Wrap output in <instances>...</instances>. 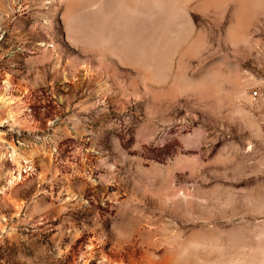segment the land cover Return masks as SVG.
Instances as JSON below:
<instances>
[{
  "label": "rangeland",
  "instance_id": "rangeland-1",
  "mask_svg": "<svg viewBox=\"0 0 264 264\" xmlns=\"http://www.w3.org/2000/svg\"><path fill=\"white\" fill-rule=\"evenodd\" d=\"M264 0H0V264H264Z\"/></svg>",
  "mask_w": 264,
  "mask_h": 264
},
{
  "label": "built area",
  "instance_id": "built-area-1",
  "mask_svg": "<svg viewBox=\"0 0 264 264\" xmlns=\"http://www.w3.org/2000/svg\"><path fill=\"white\" fill-rule=\"evenodd\" d=\"M250 97L253 102H262L264 105V79L260 81L259 85L251 89Z\"/></svg>",
  "mask_w": 264,
  "mask_h": 264
}]
</instances>
